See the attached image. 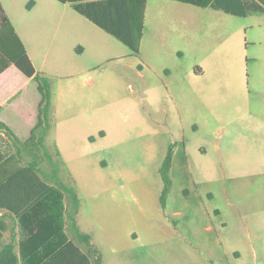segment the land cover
Listing matches in <instances>:
<instances>
[{
    "label": "rangeland",
    "instance_id": "374dc122",
    "mask_svg": "<svg viewBox=\"0 0 264 264\" xmlns=\"http://www.w3.org/2000/svg\"><path fill=\"white\" fill-rule=\"evenodd\" d=\"M9 9L12 16L19 10L10 5ZM112 36L97 45L107 46L100 54L92 48L71 51L70 58H76L85 72L68 82L49 81L53 113L62 120L57 129L61 131L65 125L66 130L78 131L76 146L80 148L67 153L63 174L57 171L55 175H64L70 183L71 170L84 189L86 215L95 216L101 225L96 240L104 250L105 264H264V85L253 84L259 75V81L264 82V72L250 65L243 70L211 69L201 78L203 82L230 78L236 88L234 83L230 90L219 83L211 93L199 89L201 95L195 102L196 94L188 86L192 87L191 79L186 76L192 56L178 61L179 73L170 63L171 56L159 57L148 49L141 56L130 54L119 59L123 50H131ZM54 57L44 56V60ZM143 58L157 68L167 65L170 77H163L164 82L151 77L150 86L144 88L138 74ZM162 68L160 75L165 74ZM150 72L146 67L143 73ZM88 78L91 84L86 82ZM244 83L245 88H240ZM168 84L173 92V85L184 86L183 103L173 100ZM190 94L193 103H189ZM180 108V114L190 108L201 121L208 114L210 125L197 132L186 119L181 129ZM81 111L86 112L85 118H61L62 114ZM72 122L74 126L69 127ZM100 130L106 136L91 146L86 136ZM170 144L176 151L164 210L159 168ZM43 146L35 152L43 168L52 173V161L58 158L51 151L48 160ZM82 161L88 163L80 167ZM130 232L138 236L133 238ZM92 249L100 264V249Z\"/></svg>",
    "mask_w": 264,
    "mask_h": 264
},
{
    "label": "crops",
    "instance_id": "0c3cea01",
    "mask_svg": "<svg viewBox=\"0 0 264 264\" xmlns=\"http://www.w3.org/2000/svg\"><path fill=\"white\" fill-rule=\"evenodd\" d=\"M107 1L109 0H76L73 2L0 0V17L4 15L12 24L36 74L45 77L48 81L68 82L70 80L67 79L72 78L73 80L76 75L86 71V68H80L81 64L76 58H70L71 51L78 49L81 53L92 48L95 54H100L107 46L98 47L97 45L104 42L106 36L111 35L99 27L96 21L77 11L74 4H88L89 13L102 18L104 14H99L100 12L112 14V5L107 4ZM100 2L103 3L99 4ZM9 5L10 8L19 9L13 16ZM102 8H104L103 11L100 10ZM109 8L110 11H108ZM144 49L150 50L159 57L171 56L170 63L174 70H178L179 60L186 56L193 57L194 61L186 66V76L191 79L192 87L188 82L187 84L191 93L196 94L195 102L201 95L199 89L206 88L211 93L217 90L219 83L228 90L234 89L236 85L230 78L226 81L223 77L221 80L217 78L206 81V83L201 78L211 69L213 71L230 70V68L243 70L249 65L260 67L264 72V0H146L139 52L135 54L132 51L129 53L123 50L119 59L127 58L130 54L141 56ZM50 55L55 57L50 61H45L44 56ZM199 56L201 58H198ZM161 65L157 68L151 65L150 60L140 59L138 74L144 88L150 86L151 77H158L162 82H164L163 77H170V68L165 67L167 65L162 68ZM146 67L151 71L149 75L143 73ZM161 68L164 75L158 73ZM179 72L180 70L177 71ZM259 79L260 75L258 79L255 76L253 84L264 85V82H260ZM86 82L91 84L92 79L88 78ZM167 82L170 85L174 84L172 81ZM49 83L48 130L44 145L50 155V152L54 151L58 158V161H52V173H54L53 168L57 167V171L63 174L62 169L68 160L67 153H74V150L80 151V148L76 146L79 136L78 131L72 130L73 128L64 129L65 125L61 131L57 129L60 117L53 113L55 106L51 93L52 84ZM169 84L166 87L169 89L170 96L175 102L183 103L184 86L173 85L175 88L173 92ZM245 84L240 88H245ZM96 85L99 86L98 82ZM129 88H132V84ZM148 100L150 101L149 97ZM40 101L41 93L35 79L26 76L14 63L9 62L0 50V122L8 128V131L7 128H0V154L4 157L0 161L2 167L0 182L5 177V168L14 169L32 163L30 156L21 150V143L30 136V129L37 121ZM20 103L31 111L27 118L19 115L17 108ZM189 103H193L192 94H190ZM180 111L181 108L178 111L182 120L180 121L181 129H184L183 126L188 123L192 129L199 132L211 123L207 119L208 114L202 116L201 121L197 113L193 114L190 108L186 114H180ZM214 111H216V106H214ZM85 117L86 112L81 111V113L62 114L61 118L73 120ZM186 119L187 123H184ZM204 121L206 124L203 123ZM73 124L72 122L69 127L74 126ZM105 136L106 132L100 130L97 135L86 136V140L91 146H97L94 145L97 139ZM18 150H21V154H18ZM90 150L92 151V148ZM200 150L205 152L202 147ZM214 150L219 152V146H214ZM175 151L176 148L172 149V157ZM195 161L199 162L198 157ZM208 161L213 160L208 158ZM40 162L41 160L36 164V168L39 169L38 175L53 186V192L19 215L0 206V264H97L94 253L89 252L88 246L80 241L71 230L70 195L64 192V188L56 187V178L65 187L73 188L76 193L79 200L75 215L77 228L79 232L89 236L90 245L94 249H100L102 254L100 264H105L104 250L96 240L101 225L99 226L95 216L86 215L82 196L84 189L75 174L71 170L68 171L72 178L69 183L64 175L57 176L46 171L43 168V162ZM87 163L82 161L80 167H84ZM203 165L205 166V163ZM196 167L200 171L198 164ZM89 196L90 193L86 197ZM167 206L166 199L163 209L166 210ZM217 209L215 212L219 211ZM130 236L135 238L138 235L130 232ZM55 243L58 245L57 250H54ZM236 254L240 256L239 251H236ZM257 258L255 255V259Z\"/></svg>",
    "mask_w": 264,
    "mask_h": 264
},
{
    "label": "trees",
    "instance_id": "16d2710c",
    "mask_svg": "<svg viewBox=\"0 0 264 264\" xmlns=\"http://www.w3.org/2000/svg\"><path fill=\"white\" fill-rule=\"evenodd\" d=\"M61 2H73L76 0H59ZM146 0H109L106 3L112 5V14L100 12L104 14L102 18L97 15H92L87 10L88 4L77 3L74 8L80 13L86 15L106 32L116 37L120 42L128 46L135 54L139 52L140 40L143 30V13ZM100 2L99 4H102ZM105 7V3L103 4ZM104 8L100 9L103 11ZM110 11V8L108 9ZM0 50L5 54L9 62L15 64L26 76L33 77L38 84V89L41 93L40 108L37 114V121L30 129V136L21 143V150L26 151L30 156L32 163L27 166H19L14 169L5 168L4 179L0 182V206L6 207L10 211L19 215L25 212L28 208L34 206L41 201L50 192H53V186L41 179L38 175L39 169L36 168L39 156L35 152L42 145V140L47 133V115L50 100V83L45 78L36 74L31 62L29 61L26 52L16 36L14 28L8 18L0 17ZM19 115L22 118L30 116V109L23 103H20L17 108ZM42 116V117H41ZM44 117V119H43ZM29 122V121H27ZM0 128H7L6 125L0 122ZM8 131V128H7ZM172 148L170 144L167 154L160 166L159 173L163 183L160 194V203L162 207L166 205V199L170 192L172 181L169 176L172 160ZM47 159L51 161V156L47 148L43 146ZM18 150V154H21ZM0 154V161L3 160ZM8 160V158H7ZM0 170L2 167L0 166ZM58 168H53V174L57 173ZM56 185H60L58 178L55 180ZM70 195V226L77 238L84 242L91 252L92 247L89 242V236L79 232L75 215L78 210L79 200L73 188L61 186ZM54 193H57L54 191ZM65 238V237H64ZM54 250L58 249L55 243ZM95 252V250H94ZM99 262L97 257L96 262Z\"/></svg>",
    "mask_w": 264,
    "mask_h": 264
}]
</instances>
